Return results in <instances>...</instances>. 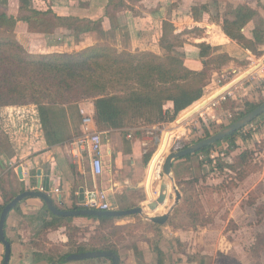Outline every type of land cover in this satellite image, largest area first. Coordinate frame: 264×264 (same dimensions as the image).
Masks as SVG:
<instances>
[{
	"label": "crops",
	"instance_id": "crops-1",
	"mask_svg": "<svg viewBox=\"0 0 264 264\" xmlns=\"http://www.w3.org/2000/svg\"><path fill=\"white\" fill-rule=\"evenodd\" d=\"M184 1L185 0H181L183 3ZM32 3L37 9L47 10L48 8H51L58 15H74L96 22V25L94 26V24H92V28L86 33L81 32L76 34L75 30L72 28L62 25L55 26L54 24L52 25L54 27L48 32H40L36 29H31L28 23L19 21L16 28V36L18 40L28 51L36 53L57 51L72 52L97 42L108 41L120 51L124 49L133 52L139 50H151L162 54V51L160 52L156 50V42L160 46V34L158 31L156 32V30L147 33L145 28L141 26L142 23L140 22L142 20L141 18L146 16L139 14L140 12H135V10L141 9L144 6L154 5L156 20L160 17L162 20L167 19L172 21L174 15V11L170 12V9H168L172 3H164V0H32ZM121 4H123V8L119 13L118 9L122 7ZM0 5L1 7L4 6L1 9L8 10L15 15L19 12L18 8L13 9L9 4L6 5L3 1H0ZM179 5L178 10L183 8L182 4ZM115 6L118 7L117 10ZM133 6H136L134 12ZM184 10H179V13L184 12V14L190 16L191 12L187 9ZM129 12L132 13V16L128 14ZM150 12L145 13L148 16ZM116 14L119 15L118 18L116 17ZM152 14L155 15L154 12H152ZM190 18L193 19L194 15ZM97 20H100L102 24L97 22ZM112 20L118 22V24H111ZM172 22L174 23L175 20ZM103 24L105 27H103ZM99 26L102 27L97 31L96 28ZM212 26H218V28H220V35L218 36V41L209 43L218 46L220 48L218 49L219 51H226L232 56V61H229V65L227 67L213 70V75L217 74L218 76V73L230 69L235 71V78L237 79L254 69V67L249 69L250 66L259 63L261 60L264 61V55L258 57L251 52V50L244 48L236 40L231 39L219 25L212 22L210 27ZM246 26L247 24L243 27V31L247 36L252 37L253 28H251L250 33H248L246 32ZM189 27L190 26H186V28ZM195 27L199 26H193L192 28ZM211 30L213 29L211 28ZM77 35H80L79 42L83 41L78 48L74 46L76 44L75 38ZM154 36H156V39ZM87 38H89L90 41L87 40ZM187 39L190 38L187 37ZM193 41H195L194 44L187 43V41H185V44L187 46H194L198 51L193 50L192 53L187 52V54L189 53V56H186L185 62L191 68L201 69L203 63L197 44L206 40L199 38L198 40L193 39ZM139 45H142L143 47L137 48ZM217 71L219 72L217 73ZM216 78L214 76L215 81ZM215 81L208 83L210 88ZM250 82L252 83V81ZM250 85L247 87H252ZM215 88H217V86H215ZM71 105L76 109V112L71 114L68 112V125L62 130L58 143L51 145L48 144L45 140L44 133L41 134L43 144L40 161L42 159V163L40 162L37 166L33 165L32 167L34 168L32 170L30 166L31 164H29L31 163L30 160H27L25 163L13 165V171L17 174L18 167L22 166L23 178H21L19 174L18 177L20 180L24 181V185L26 186L25 189L31 186L29 184H31L34 170H36V187L40 184L44 190L51 194L56 203L62 208H74L75 205H78V208L82 207L79 199V191L82 186L84 187V194L86 190L96 187L106 190L108 193V199L114 209L144 205L151 200H155L159 194L160 184L162 182V159L158 157L151 170L150 166L155 155L154 153L156 152L158 145H160L159 141L162 142V140H164V132L171 126L162 129V122L133 127L126 126L121 128L99 129L95 124V128L102 132V153L105 168L101 175L94 176L89 169V158L87 154L84 153V159H82L80 157H74L69 151L70 140L84 131L82 122L79 120L80 115L78 114L77 109H79V106H83L90 114H94V103L92 99L88 98L87 100L83 99L79 102L63 106L67 110ZM217 109L211 108L209 113L214 112ZM204 115L202 116L203 119H205ZM207 115L209 117V114ZM158 130L163 132L161 137L158 135ZM149 151H152V153L150 160L146 163L144 155ZM36 158H38V156H35V159ZM181 160L182 159H175L173 161V174L178 180H181L183 177L181 175L182 172L180 167L178 166V161ZM189 169L191 170L192 167L190 166ZM187 178L188 176H185L183 179ZM55 186H59L60 190L58 192L55 191ZM130 192H133L136 196L132 198ZM170 197L171 194L169 193L166 198V201H169V206L174 200ZM4 202L5 201L1 200L0 197V205ZM165 202L159 207L164 205ZM44 203V200L39 197L29 196L22 199L17 207H14L9 211L5 221V234L11 243L9 264H53L55 261L59 260L60 255L76 252L67 249L70 246L73 247L69 240L67 225H46L47 223L54 222V219L51 212L46 209ZM158 208L153 212L148 213L162 214L163 212H156ZM138 215L140 216L138 217ZM170 217L167 222H165L166 224L155 223L150 219L141 216V214H132L120 218L115 217L114 219L107 221H102L89 215L80 214L68 216L67 221L71 224L83 226L84 224H89V221L95 220L106 227L108 223L112 222V226L110 225L111 227L123 228L129 232L137 223V220L143 218L144 220H141L143 221L142 224H150L152 228L154 227V230L162 232L163 235L161 234L157 236L154 230L143 231V235H137L136 237L130 235L132 231H130V234L124 232L125 239L121 244H118L120 264H166L168 261L177 264L175 263L178 260L176 255L181 254L180 257H182V254H187L188 251L185 249V246L187 243H192L189 237L191 234L190 231L192 229H197L198 226L195 228L189 227L186 230L182 228L175 229L169 222ZM89 227L92 228V226ZM158 227L161 228V230ZM167 228L169 229L168 232L165 230ZM137 229L139 231L138 227L135 228V231ZM165 231L167 233H165ZM260 231H264V229L257 228V230L254 231L255 235L251 245L254 243L257 233ZM166 237H168V240H166ZM41 239L43 240L41 241ZM79 240L82 241L86 239L79 238ZM158 240L160 241L159 244H157ZM53 243H59L63 249L67 250L58 255L56 252L50 251L48 248V245ZM179 246H182L184 250H180ZM4 250V245L0 241V264L3 260ZM158 253H160V258H157L156 254ZM162 256L164 257L162 258ZM261 256L264 263V251H262ZM196 260L197 258H193L190 262ZM184 261L186 262V260L181 258V262ZM254 262L255 259L248 264H254ZM187 263L188 262H186V264Z\"/></svg>",
	"mask_w": 264,
	"mask_h": 264
},
{
	"label": "rangeland",
	"instance_id": "rangeland-1",
	"mask_svg": "<svg viewBox=\"0 0 264 264\" xmlns=\"http://www.w3.org/2000/svg\"><path fill=\"white\" fill-rule=\"evenodd\" d=\"M164 3H172L168 9H170V12L174 11L172 19L175 20L174 23L177 26L176 32H179V29L180 31L184 30L186 26H190L189 28L191 29H188L181 37V39L187 41V43L194 44L195 41H193V39L198 40L199 38L211 43L218 41L220 28H218V26L210 27L211 23L214 22V24L216 23V25H219L221 29H223L221 21L226 17L233 18L239 4H249L258 11L255 20L247 23L246 32L250 33L251 28L254 29L255 26H258L264 33V0H185L184 3L181 2V0H164ZM8 4L10 7H15L14 0H9ZM179 4L183 5V8L179 10H189V12H191L190 16L184 14L185 10L179 13ZM196 4L206 5L207 11L205 9H200L198 19H192L190 18L191 16L193 17L192 7ZM121 6L120 9L115 6L119 13L122 11L123 4H121ZM3 7L0 5V8ZM135 7L136 6H133V12ZM135 12H140L139 14L146 16L141 18L142 20L140 22L147 33L156 30L161 37L163 20L160 17L156 20L154 5L144 6L141 9L135 10ZM145 12H150V14L147 16ZM152 12H154L155 15H153ZM128 14L132 16V13L129 12ZM118 16L119 15L116 14L117 18ZM219 20L220 22H218ZM97 22L101 23L100 20H97ZM116 23L118 24V22L112 20L111 24L115 25ZM53 24L54 19L52 16L41 15L36 17V21L32 26L33 28H30L40 32H48L54 27L52 26ZM92 24L95 26L96 22H91V28ZM193 26H199L200 28H192ZM101 27L102 26L97 27V31L101 29ZM103 27H105L104 24ZM211 28L213 30H211ZM80 35H77L75 38L76 44L74 46H76V48L80 47L79 45L83 42H79ZM154 37L156 39V36ZM187 37L190 39H187ZM87 40L90 41L89 38H87ZM261 46L263 48L264 44ZM141 47L143 46L139 45L137 48ZM156 50L162 51V53L166 52L162 45L160 44L159 46L157 42ZM193 50L198 51L194 46H187L185 42L181 46L172 48L173 52L183 56L184 59H186V56H189V53H192ZM187 52L189 53L187 54ZM229 61L224 64L225 66L222 65V67H227L230 63ZM216 69L220 68H212L209 70L207 78L208 83L215 81L214 76L215 78L218 77L217 74L213 75V70ZM218 72L219 71H217V73ZM224 73H233V75H235V71L230 69L225 70ZM219 74L220 73H218V75ZM212 85L209 93L206 94V99L198 104L188 115L177 121L184 112V110H182L175 120L163 122L162 129L171 126L168 129L172 130V136L168 138L164 132V140H162V142L159 141L160 145H158L156 152L167 148L159 155V158L162 159L161 165L164 162L166 154L171 150L183 148L208 134L215 133L236 120L241 113L245 112L246 102L257 104L264 101V87L255 90L250 89L251 87H246V89L243 88L242 91L238 92L237 98H229L223 102V108L221 106L214 112H210L209 117L205 113V119H203L199 113H193L204 107L211 98H214L222 91L226 90L230 83L219 89L215 88V83H212ZM246 85H250L247 79ZM244 90L249 91L243 92ZM77 111L80 115L79 120H82L79 109H77ZM68 112L70 114L76 112L73 105L67 110L65 108V117L62 112L57 111L56 116L61 124L62 122L67 123ZM92 115L94 117V114ZM40 126L37 106L33 103L0 107L1 200L5 201L10 197L12 198L13 191L20 187L18 174L13 171L14 164L25 163L27 160H30L31 163L29 164H31L32 170L34 168L32 167L33 165L37 166L40 162L42 163L43 160L41 159L40 161V154L43 144L41 138L43 131ZM162 133L161 130H158V135H160V137L163 135ZM245 136L246 138H244ZM235 141L237 143H235L236 145L233 148L230 147V142L223 140L215 144L208 151L192 155L189 160L182 159L178 161V166L183 176L181 180H185L183 179L185 176L192 178L191 182L187 183L182 181L184 183L178 184V178L175 176L178 188L182 193H184V190L186 191L188 189L190 203L192 204L191 207L195 208L204 218H212V221L205 226H198L197 229H192L190 231L191 234L189 237L192 243H187L185 246V249L188 251L187 254H182V257H180L181 254L176 255L178 260L174 262L177 264H186V262H188L187 264H248L254 261L251 250V243L255 235L254 231L257 230V228L264 229V113L245 125L237 135H235ZM35 156H38V158L35 159ZM209 158H213L212 163L217 166L216 168H213L212 163L208 162ZM190 166L192 167L191 170L189 169ZM161 174L163 176V172H161ZM36 179L37 172L34 170V176L32 177L31 184H29L31 185L29 188H36ZM168 181L169 193L171 194L170 198L174 199L175 192L171 188L170 179H168ZM130 196L134 198L136 194L130 192ZM168 203L169 201H166L156 212L164 213L169 206ZM181 208L182 209L174 216L175 221L178 223H183L185 218L183 214L189 209V207L187 208L186 206ZM258 208H260V210L262 209V212H260L261 214ZM174 209L170 212V216L174 214ZM139 216L140 215H138V217ZM141 220L144 219L142 218ZM141 220H137V223L130 230L132 231L131 234L130 231L127 232L126 229L111 227L112 222L108 223L106 227L100 222L91 220L89 224L83 225L84 228L79 235L81 239H86L90 244L98 245L106 240H113L117 244H121L125 239L124 232L136 237L137 235H143V231L154 230V227L152 228L150 224H142L143 221ZM89 226H92V228ZM136 227L139 228V231L138 229L136 230L137 232L135 231ZM189 227L192 226L187 224L184 225V227L182 226V229L186 230ZM159 229L161 230V228ZM165 230L168 232L169 229L167 228ZM154 231L157 236L163 235L162 232H158L157 230ZM166 231L165 233H167ZM42 240L43 239H41V241ZM159 240L157 244L160 243ZM166 240H168V237H166ZM48 248L50 251H54L60 255L67 249L69 251H75L76 247L70 246L65 250L59 243H53L48 245ZM179 248L180 250H184L182 246H179ZM156 255L157 258H160V253ZM163 257L164 256H162V258ZM181 258L186 260V262H181ZM193 258H197V260L190 262ZM66 263L110 264L111 260L102 256L83 259L82 261L66 259L61 264ZM166 264L174 263L168 261Z\"/></svg>",
	"mask_w": 264,
	"mask_h": 264
},
{
	"label": "trees",
	"instance_id": "trees-1",
	"mask_svg": "<svg viewBox=\"0 0 264 264\" xmlns=\"http://www.w3.org/2000/svg\"><path fill=\"white\" fill-rule=\"evenodd\" d=\"M0 1L6 5L9 3V0ZM14 5L15 7H11L19 10L16 15L0 8V107L30 103L36 105L40 127L46 142L50 145L59 142L62 130L68 125L63 122L61 124L56 116L57 111L62 112L65 117L63 105L87 98L93 100L94 118L99 129L173 121L182 110L191 105L184 110L177 120L179 121L206 99L205 96L198 100L204 94L209 70L221 68L232 59L228 52L219 51L218 46L202 41L197 46L203 66L201 69L191 68L186 64L183 56L172 51L173 47L184 44L185 41L181 37L189 28L176 32L175 24L167 19L162 21L160 44L166 51L162 54L151 50L133 52L124 49L120 51L108 41L97 42L72 52H31L16 36L19 21L26 22L32 27L37 16L49 15L54 19L55 26L72 28L76 33L89 31L92 21L74 15H58L51 8L37 9L33 6L32 0H14ZM200 9L207 11V6L192 7L194 18L198 19ZM257 15L258 11L254 7L249 4H239L234 17L224 18L221 24L223 31L231 39L259 57L264 54L261 46L264 44L263 31L255 26L252 37L247 36L243 31V27L249 21L255 20ZM258 104L260 103L246 102V110L239 117ZM243 127L196 152L177 159L189 160L192 155L208 151L223 140L230 142V147L233 148L237 143L235 135ZM166 149L155 153L150 170L153 169L159 155ZM151 153L152 151L145 153L146 163L150 160ZM208 162L212 163L213 158H209ZM212 166L217 167L213 163ZM177 181L178 184L188 183L192 181V178ZM19 185L20 187L13 191L12 197L25 189L23 180L19 179ZM10 199L0 205V212ZM191 205L189 191L184 190L182 202L174 209L175 212L169 220L173 228H182L187 224L197 227L212 221L210 217L204 218ZM184 206L189 209L183 214L185 216L183 223H178L174 216ZM45 207L50 211L46 204ZM74 208H78V205ZM260 208H258L259 213L262 212ZM51 215L54 222L46 225H67L69 240L76 247V252L104 250L119 255V247L115 241L106 240L98 245L90 244L86 240L80 241L79 234L83 226L69 223L68 216L56 215L52 212ZM89 216L102 221L115 218V216L105 215ZM251 249L255 259L254 264H263L261 254L264 251V231L257 233ZM68 254L70 253L60 255L59 261L63 263Z\"/></svg>",
	"mask_w": 264,
	"mask_h": 264
},
{
	"label": "water",
	"instance_id": "water-1",
	"mask_svg": "<svg viewBox=\"0 0 264 264\" xmlns=\"http://www.w3.org/2000/svg\"><path fill=\"white\" fill-rule=\"evenodd\" d=\"M263 112H264V101L258 104L256 107H254L250 111H248L247 113H245L244 115H242L241 117L231 122L229 125L216 131L215 133L205 136L201 138L200 140L193 142L183 148H180L178 150H171L170 152H168L162 164L163 176H162V182L160 184L159 194L155 200H151L150 202L144 205L133 206V207H128V208H115V209L112 208L108 210H100V209L89 208V207L62 208L56 203L55 199L51 196V194L48 191L41 188L40 184L36 188H26L22 190L21 192L13 196L3 206L0 212V241L2 242L5 248L4 256H3V260L1 264H9L10 255H11V243L5 234V221L8 216L9 211L12 208H14L23 198L29 197V196L39 197L42 200H44L45 204L47 205V208L53 214L63 215V216L83 214V215H99V216L105 215V216L119 217V216H127V215H132V214L143 215L144 213L153 212L161 204H163L166 201V198L168 197V194H169L168 193V183H169L168 179L173 178L175 181V177L173 174V161L175 159L179 157H183L187 154L196 152L204 148L205 146H208L224 138L225 136L231 134L232 132L250 123ZM18 174L21 178H23L22 166L18 167ZM177 197H178V202L172 208V210L178 204L181 203L183 193L180 189H178ZM79 199L80 201L84 200V187L83 186L80 187ZM171 211H169L168 213L153 214L152 216H150L149 219L155 223L164 224L169 219ZM102 256L110 258L111 260L110 264H120V255L112 253L110 251H104V250H88V251H82V252H73V253L68 254L66 256V259L83 260V259L96 258V257H102ZM53 264H61V262L57 260Z\"/></svg>",
	"mask_w": 264,
	"mask_h": 264
},
{
	"label": "built area",
	"instance_id": "built-area-1",
	"mask_svg": "<svg viewBox=\"0 0 264 264\" xmlns=\"http://www.w3.org/2000/svg\"><path fill=\"white\" fill-rule=\"evenodd\" d=\"M252 67H254L253 70L237 79L235 78V75H233V73L225 74V71L221 72L215 81V85L217 86V88H222L229 83L230 85L226 88V90H224L214 98H211L204 107L200 108L193 114L199 113V115L203 116L206 113V115L209 114L210 116L209 110L211 108H220L223 102H225L229 98H237L238 92L242 91L243 88L246 89V79L249 81V83H251L250 81H252L250 85L252 86V89H259L260 87H264V61L261 60L259 63L255 65L253 64L249 67V69H251ZM209 91L210 86L207 84L204 87V94L198 100L203 99L206 94L209 93ZM79 112L82 115L81 122L84 127V131L83 133L75 136L70 140L69 151L74 157H80L82 159H84V153H86L89 158V169L91 173L94 176H99L104 172L105 168L102 153V132L95 128L96 121L93 115L90 114L85 107L79 106ZM59 190V186H55V191L58 192ZM80 205L82 207H89L100 210L112 209L111 203L108 199L107 191L97 187L86 190L84 194V200L80 201Z\"/></svg>",
	"mask_w": 264,
	"mask_h": 264
},
{
	"label": "bare ground",
	"instance_id": "bare-ground-1",
	"mask_svg": "<svg viewBox=\"0 0 264 264\" xmlns=\"http://www.w3.org/2000/svg\"><path fill=\"white\" fill-rule=\"evenodd\" d=\"M218 89V88H217ZM223 92V91H222ZM174 133H175V131H174ZM165 135L166 136H168V138H170L171 136H172V130H169V129H166V131H165ZM159 168H160V166H159ZM161 170H162V166H161ZM170 181H171V188H172V190H174V192H175V196H174V200H173V202H172V204L167 208V210L166 211H164V213H168L169 211H171L172 210V208L176 205V203L178 202V186H177V184H176V182L174 181V179L173 178H170ZM141 216H143V217H145V218H147V219H149L150 218V216H152V214H149V213H144L143 215H141Z\"/></svg>",
	"mask_w": 264,
	"mask_h": 264
}]
</instances>
